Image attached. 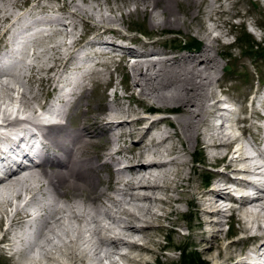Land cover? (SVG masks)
<instances>
[{
    "label": "bare ground",
    "instance_id": "bare-ground-1",
    "mask_svg": "<svg viewBox=\"0 0 264 264\" xmlns=\"http://www.w3.org/2000/svg\"><path fill=\"white\" fill-rule=\"evenodd\" d=\"M47 1L54 5L0 0L4 2L0 4V256L8 251L13 264H104V260L117 264L112 255L124 264H161L163 249L184 252L194 247L199 249L195 252L199 264H264V227L259 223L264 220V181L252 184L217 172L205 186L198 177L203 167L195 164L221 161L232 172L264 175V148L255 142L242 144L251 127L264 140L262 124L250 122L257 110L234 119L244 124L239 127L241 135L229 133L223 122L211 124L231 115V109L221 105L227 101L214 84L221 87V69L226 71L232 64L220 60L227 56L220 48L232 45L225 38L243 24L232 23L231 18L244 19L246 14L238 10L229 17L222 0H92L95 17L92 9L89 13L79 6L81 2ZM139 15L148 16L152 28L182 29L200 42L196 48H184L185 54H171L150 49L157 41L143 43L139 51L131 47L134 38L111 36L117 33L110 24ZM78 19L96 23L90 34L86 30L67 44L64 32L75 29ZM48 25L54 32L48 33L47 41L54 44L35 51L34 62L32 58L27 62L29 43H45L32 35L42 34ZM64 45L71 51L62 53ZM49 50L52 55L40 61ZM118 52L128 69L115 83L101 59L112 61ZM129 55L134 59L131 63ZM89 61L91 68L82 66ZM94 81L104 87L92 104L87 101L91 98L87 85ZM117 84L127 95L117 93ZM64 86L70 91L62 96ZM110 87H114L112 96ZM15 91L18 101L12 99ZM55 98H60L58 104ZM125 98L137 108L123 107ZM255 100L256 96L252 103ZM13 102L18 103V111L26 112L21 118H10L5 111L4 105ZM81 103L86 109L72 115ZM154 108L169 110L175 117L145 124L140 110ZM251 147L255 154L248 153ZM248 187L262 190L256 197L238 198L230 191ZM23 192L30 197L19 206L15 201ZM224 212L247 232L244 239L253 244L251 255L234 253L231 247L237 241L220 247ZM188 213L195 221L182 222ZM250 222L257 223L253 233H248ZM176 226L189 232L180 235ZM165 230L167 244L160 241ZM171 261V256L163 259Z\"/></svg>",
    "mask_w": 264,
    "mask_h": 264
},
{
    "label": "rangeland",
    "instance_id": "rangeland-1",
    "mask_svg": "<svg viewBox=\"0 0 264 264\" xmlns=\"http://www.w3.org/2000/svg\"><path fill=\"white\" fill-rule=\"evenodd\" d=\"M41 1L44 4H49V5L52 4L51 6L54 5L52 1H50L49 3L47 0L46 1L41 0ZM226 1L227 0H222L221 3L230 10L229 17H230V14L238 10L242 14H246V17H244V19L239 18V17L231 18L232 23L239 24L242 22L243 24L238 25L234 29V33L225 38V41L231 42L232 45L229 47L226 46L224 48L223 47L220 48V51L222 50V52H225L227 54L225 59H220V60L224 62V60L229 59L232 61V64L229 66H226V71H224V68L221 69V72H220L221 74L219 75L220 81H222L221 87H218V83L214 84L218 95L227 101L225 103H222L221 105L224 108L231 109V115L230 116L228 115L225 118H216L211 121V124L216 126L223 122V125L225 124L224 127L228 129L227 131L231 133L232 135L237 136V135H241L239 127L243 126L244 124H241V123L237 124V122L236 123L234 122V119L238 117H249L251 110H257L258 114L256 116H253L252 117L253 119L251 118L250 122L254 123V125H261L262 120H264V102H261L262 100H264V0H228L227 2ZM80 2H81V5H79ZM75 3L81 7L84 5L83 8H85L88 12L90 11L89 13H92L91 9L93 8L92 6L94 5V1L89 0L88 3H84L82 0H75ZM0 4L4 6V2H0ZM85 5L86 6L88 5V7H85ZM66 10H68V8H66ZM92 11H93L92 14H94L96 17L98 12L95 11V9H92ZM105 12L109 14V11L107 12V10H105ZM60 14L62 13L60 12ZM66 20L71 21L70 18H67ZM80 22L81 20L79 21L78 19L77 26L75 29L67 28L68 34L67 32H64L67 35L63 33L64 35L62 38L65 40L67 44H70V42H72L73 40H77L79 36L83 34L86 30H88L86 32L90 34V32H92L91 30L93 29V23H96L95 20H90L88 24H84ZM209 23L210 22L206 20V24L210 25ZM110 27L113 28V30L115 29L114 32L117 33V34L114 33L111 35L115 39H118L120 35H125V37L128 40L129 38H134L136 40V43L134 41V44L131 47L139 51L142 50L141 46L143 43L148 42V41H157V44L154 47H150V49L166 51L171 54H180V53L185 54L184 48H186L187 46H189L190 48H196V44H198L197 41H199V39L196 38L193 34H190L189 36L184 35V30L182 29L180 31H168V30H162L157 27L152 28L149 24L148 16L146 15L145 16L139 15L138 17L133 16V17H130V19L126 21V23L110 24ZM226 29H228V27L225 28V30ZM49 32H54L53 26L48 25L46 27V31L45 32L42 31V34L41 32L40 33L36 32V34L34 33L35 34L34 36L32 35V37H37L38 39H41V40L44 38L43 40L45 43H43L42 45L35 43V42L29 43L28 46L30 48L27 47L29 48V50L27 49L28 51V56L26 57L27 62H30L31 58L33 61V58H35L33 56V53L35 51L42 52L44 49L43 47H45V45L50 47L51 45L54 44V42L47 41L48 40L47 36ZM71 32L72 34L70 35ZM91 34L92 35H89V36L94 35L93 33ZM213 34L215 35L216 31H214ZM37 38L36 40H38ZM125 43L128 44V41H125ZM139 43H141V45ZM30 44H33V45H30ZM65 47L68 48V45L67 46L64 45V49H61L62 53L66 54L68 53V51H71V48L65 49ZM51 53L52 51L49 50V52L46 54L47 57L45 55L40 61L47 60V58L52 55ZM121 56H122L121 53L118 52L113 55L112 61H107V59H109L108 57H104L103 58L104 60L101 59L102 61L107 62V70L111 72L112 78H114L113 80L115 83L119 82V80L121 79V75H123L128 69V68H123L124 63L120 60ZM128 58H129V63H131L134 60L132 55H129ZM82 66L85 67L86 69H89L93 65L89 61L87 63H83ZM98 68L101 69V66H98ZM36 87L37 85L35 84V88ZM103 87H104V83L97 84L96 81H94L93 83H89V85H87V88L89 89V93H90L89 96H91V98L87 100L88 103L91 101L92 104H95V102L97 101L95 100V98H98L99 94L102 92L101 90H103ZM111 88L114 89V87H111ZM51 89L52 87L47 92L44 93V96L45 94L50 92ZM221 89L224 90L225 92L221 93L220 92ZM116 91L118 94H121V95L125 93L122 88V84H117ZM108 92L112 96V90L111 91L108 90ZM254 96H256V100L254 101V103H252V98H254ZM18 97H19L18 91L17 92L15 91V93L14 92L12 93V99H15L16 101H18ZM226 97L229 98V100H227ZM231 98H234L235 100H232ZM6 101L10 102L11 100H6ZM42 102L44 101L42 100ZM121 103L123 107L125 108H127V106H130L131 108H135V109L137 108L136 103L126 98L122 99ZM8 106L9 105L7 106L4 105V107L7 108L5 111L9 113L8 115L10 116V112H9L10 108H8ZM84 106H85L84 103H81L78 110H76V112L72 115H75V114L79 115L80 113H82L83 110L86 109V107ZM99 106L101 109L105 108V104H103V102H100V101H99ZM242 107H244L245 109L244 114L241 112ZM0 113H2V111H0ZM140 115L146 118V120L144 121L145 124L150 121L156 120V119H163V118L166 119V118L175 117V115H173L169 110L161 111L160 109H157V108H154L153 110L152 109L151 110L141 109ZM0 116L2 117L1 114ZM144 123H142V126L144 125ZM245 125L248 127V123H245ZM161 128L162 129L166 128V126L164 124H161ZM244 137L245 138L242 141L243 145L255 142L257 147L259 146V143L261 141L260 139L261 134L257 132V130L254 127L247 129ZM128 144L129 143H127V146ZM234 147H235V144L231 146V151H233L232 148L234 149ZM248 153L255 154L256 152H255V149L251 147V148H248ZM146 161H148V159H146ZM220 162L221 161H216L211 164H202L199 161H195V164H197L198 168L203 167V171H200L198 173V177H200L199 179L204 180L205 186L210 185V181H209L210 175H213L214 173H217V172L227 174L228 177L230 178L235 175H244L245 177L247 176V173H244V172H232L228 170L227 168L224 167L223 163L222 162L220 163ZM237 165H238L236 166L237 168L242 166L240 164H237ZM262 178L264 180V175H262ZM230 191H231V194L233 195L234 194L240 195L243 189L241 190L239 188V189L230 190ZM23 193L26 194L25 192ZM235 197L237 198L238 196H235ZM18 200L15 202L18 203ZM182 207L184 208L185 206L183 205ZM224 213L221 215V219L224 220V224L222 226L223 238L219 242L220 247L224 248L229 242L237 241L235 244L232 245L231 247L232 251H234V253H237L238 251H245V252L248 251L247 252L248 255H251L250 249L252 248L253 244L252 242L251 243L247 242L244 239V236L247 235V232H244L241 230L240 228L241 223L238 220H233V219H232L233 221L231 220V216L229 212H224ZM185 215H184V218L182 217V222L183 221L185 222L195 221L194 218L191 217L189 213ZM259 223L261 226L264 227V220L259 221ZM248 225L249 227L252 228L248 233H250L252 230L253 231L251 233H253L254 230L257 228L256 227L257 223L255 224V223L250 222ZM176 230L178 231L180 235L182 234L183 236L187 234V231L189 232L188 229L183 228V227H178V226H176ZM195 231L197 232V230ZM195 231L193 232L194 234H195ZM166 232L167 230L164 231V235L160 236V241L164 244L168 243V239H166V235H165ZM1 234L2 232L0 231V237H1ZM197 239L198 237L196 236V240ZM174 242L177 243V240L175 239ZM177 250H180V248L173 249V250L168 249V248L163 249L158 262H160L161 264H182L181 252ZM183 250L184 252L183 251L182 252L184 253L185 256H191L194 264L195 263L199 264V258L195 254V252L199 251L198 248L187 247ZM8 256H9L8 251H5L4 256L3 257L0 256V264H11L12 261L7 258ZM112 256L115 259V262L117 264H124V262L119 260L118 255H112ZM168 256H171L173 258V262L172 261L167 262V263L163 262V259Z\"/></svg>",
    "mask_w": 264,
    "mask_h": 264
},
{
    "label": "trees",
    "instance_id": "trees-1",
    "mask_svg": "<svg viewBox=\"0 0 264 264\" xmlns=\"http://www.w3.org/2000/svg\"><path fill=\"white\" fill-rule=\"evenodd\" d=\"M177 251L181 252L182 264H194L193 263V259L191 258V256H185L184 253L181 250H177Z\"/></svg>",
    "mask_w": 264,
    "mask_h": 264
}]
</instances>
